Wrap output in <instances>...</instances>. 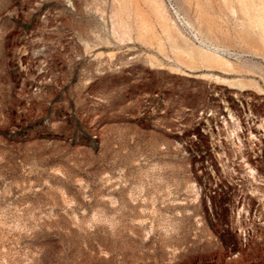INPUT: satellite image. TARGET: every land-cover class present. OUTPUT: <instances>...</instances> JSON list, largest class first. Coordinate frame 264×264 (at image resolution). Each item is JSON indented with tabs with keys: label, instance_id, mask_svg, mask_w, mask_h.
Here are the masks:
<instances>
[{
	"label": "rangeland",
	"instance_id": "374dc122",
	"mask_svg": "<svg viewBox=\"0 0 264 264\" xmlns=\"http://www.w3.org/2000/svg\"><path fill=\"white\" fill-rule=\"evenodd\" d=\"M243 1L0 0V264H264Z\"/></svg>",
	"mask_w": 264,
	"mask_h": 264
},
{
	"label": "bare ground",
	"instance_id": "6f19581e",
	"mask_svg": "<svg viewBox=\"0 0 264 264\" xmlns=\"http://www.w3.org/2000/svg\"><path fill=\"white\" fill-rule=\"evenodd\" d=\"M239 1H240V0H239ZM241 1H242V0H241ZM244 1H245V0H244ZM244 1H243V2H244ZM248 1H250V0H248ZM250 3H251V2H250ZM251 4H252V3H251ZM246 5H247V4H246ZM257 5H258V4H257ZM250 6H251V5H250ZM257 8H258V7H257ZM259 8H260V7H259ZM261 10H262V9H261ZM256 11H257V10H256ZM256 11H255V12H256ZM256 13H257V12H256ZM261 13H262V12H261ZM259 17L261 18V16H259ZM204 53H206V52H204ZM207 53H208V52H207ZM207 53H206V55H207ZM212 53H213V52H212ZM200 54L204 55L203 52H201ZM208 54H209V53H208ZM215 55H216V54H215ZM211 56H212V55H211ZM217 56H218V55H217ZM220 56H221V55H220ZM215 57H216V56H215ZM218 58H219V57H218ZM220 58H221V57H220Z\"/></svg>",
	"mask_w": 264,
	"mask_h": 264
}]
</instances>
